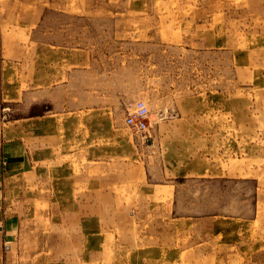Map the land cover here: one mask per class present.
<instances>
[{
  "label": "rangeland",
  "instance_id": "obj_1",
  "mask_svg": "<svg viewBox=\"0 0 264 264\" xmlns=\"http://www.w3.org/2000/svg\"><path fill=\"white\" fill-rule=\"evenodd\" d=\"M138 102L143 135L125 125ZM25 126L76 181L90 144L87 194L101 179L108 198L10 174L0 264H264V0H0L1 144ZM112 128L136 151L96 169L122 144Z\"/></svg>",
  "mask_w": 264,
  "mask_h": 264
},
{
  "label": "crops",
  "instance_id": "obj_2",
  "mask_svg": "<svg viewBox=\"0 0 264 264\" xmlns=\"http://www.w3.org/2000/svg\"><path fill=\"white\" fill-rule=\"evenodd\" d=\"M32 100V101H31ZM64 99H55L50 102L44 99H22V101H24V103L28 104V102H30L29 104H33V105H37L43 102H49V103H58V105L60 104V102H63ZM3 102H7L5 99H2ZM72 100L69 99H65L64 103L68 104L71 103ZM73 103V102H72ZM80 103H82L81 108L79 109H83L84 111L82 112H86V111H90L92 108L95 111H112V107L114 105H116L117 103H119V99H80ZM64 109V106H61V110ZM86 110V111H85ZM81 113V112H80ZM38 118L37 117H32L31 119H22V124L24 123L25 125L27 124H33L36 123ZM53 121V120H52ZM55 122V121H54ZM29 126V125H27ZM25 126L24 128L20 129L18 132L19 135V139H18V144L16 143H7V144H1L0 142V183L1 181H5V178L7 179L8 177H10V174L16 172H19V178L20 180L24 177L25 179L28 178L29 182H34L36 184L38 183H43L45 178H49L50 179V183L53 185L52 187V192L54 194V197L57 200H62V199H67V201H69L71 198L75 197V188L72 187L73 184H78V185H82V193H81V198L84 200L87 199H91V197L95 198V200H99V207L100 209H102V202L105 198H108V192H107V187H106V183L102 184L101 182H103L101 179L99 183H93L94 186V191L96 193V196H91L90 194H87V189H89L90 187L87 186V184H89L88 181H90L89 179L94 178L92 176V171L91 170V155H90V144H88V146L84 149H87L86 153L87 155V159L85 158L84 153H82L81 156H79L80 152L78 153V158L82 159L84 158L87 162V167L89 170L85 169L84 170V176L86 175V177H84L82 180L80 181H76L74 179V175L76 174V171H74L75 174H73L72 178L70 177V173L69 171H64L63 169L60 170V168L56 163H53L51 161H46L43 152L45 153L46 149L43 150L42 148V139H43V131L39 130V128H37L36 126H32V127H27ZM31 126V125H30ZM131 133V130H129ZM112 136H115L116 139L120 142H122V144L118 147H114L113 148V152L111 154V152L109 150L105 151V152H100L98 155V159L100 162L102 163H97L96 166H94V168L98 169L101 168L104 164L103 162H105V159H103L104 157H106L107 155L112 156L111 158L115 161L118 157L119 158H123V153L129 154V153H135L136 151V146L135 143L133 144L132 138L131 137H127V141H125V147L123 148V139L121 137V134L118 133L117 130L115 129H111L110 130ZM30 137V139H29ZM50 137V135H49ZM34 141V144H33ZM41 143V145H40ZM47 150H49V148L47 147ZM57 150V149H56ZM50 151V156L54 155V152L56 153L57 151ZM131 157H133V154H131ZM45 159V164L44 167L46 168V170H44V168L42 167V163H44V159ZM43 176L45 178H43ZM4 178V179H3ZM88 179V180H87ZM75 182V183H74ZM91 182V181H90ZM75 184V186H76ZM55 185L58 186V189H56V187H54ZM77 185V186H78ZM79 187V186H78ZM152 188H158L159 190L163 191L165 189L168 190V186H156V187H152ZM153 191H156L155 189H153ZM102 200V201H101ZM70 203V204H69ZM102 203V204H101ZM68 206L67 208H74L71 206H74V203L68 202L67 203ZM114 206H110V208H113ZM101 214H107V212L105 211H100L98 213V215L101 216ZM3 217V210L1 208V203H0V219ZM93 220H95V222H97V218H94ZM87 223H89V221H86V219H84L83 221V226L87 227ZM97 226V224H96ZM83 227V230L85 231H90L89 227ZM4 234V226L2 224H0V235Z\"/></svg>",
  "mask_w": 264,
  "mask_h": 264
},
{
  "label": "built area",
  "instance_id": "obj_3",
  "mask_svg": "<svg viewBox=\"0 0 264 264\" xmlns=\"http://www.w3.org/2000/svg\"><path fill=\"white\" fill-rule=\"evenodd\" d=\"M151 112L144 102H138L131 109L126 118L125 125L134 133L146 134L150 127Z\"/></svg>",
  "mask_w": 264,
  "mask_h": 264
}]
</instances>
